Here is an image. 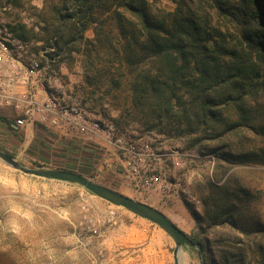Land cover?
<instances>
[{
    "label": "trees",
    "instance_id": "16d2710c",
    "mask_svg": "<svg viewBox=\"0 0 264 264\" xmlns=\"http://www.w3.org/2000/svg\"><path fill=\"white\" fill-rule=\"evenodd\" d=\"M8 1L22 6V0ZM174 2L172 12L154 13L149 0H44L36 9L40 34L26 24L11 29L22 40L42 42L44 62L54 71L84 57L89 85L103 79L107 87L124 89L130 105L126 119L146 134L206 151L216 157L217 168L264 165L259 146L264 135V0ZM214 12L228 18L229 25H217ZM0 121L8 122L13 133L20 131L13 120L0 116ZM40 129L39 135H49ZM66 143V166L58 169L88 178L98 149ZM72 161L82 162L81 168H70ZM251 199L250 190L227 180L211 185L203 217L191 213L204 236L217 227L264 236ZM190 238L202 245L205 264H264L263 245L253 251L238 248L244 242L231 241L235 248L215 252L207 237L209 245Z\"/></svg>",
    "mask_w": 264,
    "mask_h": 264
},
{
    "label": "rangeland",
    "instance_id": "374dc122",
    "mask_svg": "<svg viewBox=\"0 0 264 264\" xmlns=\"http://www.w3.org/2000/svg\"><path fill=\"white\" fill-rule=\"evenodd\" d=\"M149 1L154 13L172 12L176 6L174 0ZM43 2L22 0L19 8L11 5L6 12L11 27L26 24L40 34L36 9H41ZM214 21L229 25V19L217 12ZM88 37H92L91 32ZM86 65L84 57L76 56L53 73L58 77L61 96L100 122L104 133L82 134L75 123L66 130L34 124L13 133L8 122L0 121V149L26 166L58 169L66 166L63 156L67 141L80 148L93 145L98 152L88 178L94 182L160 210L194 239L206 243L207 237L215 252L230 247L231 241L244 242L238 248L253 251L264 246L261 234L246 237L229 227L212 228L205 237L191 213L194 210L203 217V201L210 195L211 185L230 180L251 191L250 202L264 224V165L217 168L216 157L206 151L188 149L184 142L166 136L146 134L141 125L126 119L129 94L107 87L103 79L89 85ZM37 125L49 135H39L41 127ZM116 138L135 146L144 155L146 170L156 167L171 189H146L137 178L129 177L126 156L116 146ZM259 146L264 149V135ZM82 154L89 156L85 151ZM74 162L70 168L80 169L82 162ZM222 239L230 243L221 245L218 241ZM174 249L173 240L150 221L78 185L26 176L0 162V264H174ZM180 264H203L202 256L186 247Z\"/></svg>",
    "mask_w": 264,
    "mask_h": 264
},
{
    "label": "built area",
    "instance_id": "2783aa9c",
    "mask_svg": "<svg viewBox=\"0 0 264 264\" xmlns=\"http://www.w3.org/2000/svg\"><path fill=\"white\" fill-rule=\"evenodd\" d=\"M10 8L8 0H0L1 117L13 120L16 129L34 124L63 129L75 123L82 134L104 133L106 130L100 122L79 104L69 103L61 96L58 77L44 62L46 52L41 49L42 44L22 40L14 34L6 16ZM115 142L124 151L129 177L137 178L146 189H171L156 167L146 170L144 155L135 146L122 138H116Z\"/></svg>",
    "mask_w": 264,
    "mask_h": 264
},
{
    "label": "water",
    "instance_id": "95a60500",
    "mask_svg": "<svg viewBox=\"0 0 264 264\" xmlns=\"http://www.w3.org/2000/svg\"><path fill=\"white\" fill-rule=\"evenodd\" d=\"M0 162L26 176L78 185L111 205L123 208L135 216L148 220L162 229L175 244V249L173 251L174 264H180L184 248L186 247L198 249L204 264L202 245L200 243H195L188 234L180 229L160 210L132 199L119 191L96 183L79 173L61 169L26 166L10 154L3 152L1 149Z\"/></svg>",
    "mask_w": 264,
    "mask_h": 264
},
{
    "label": "crops",
    "instance_id": "0c3cea01",
    "mask_svg": "<svg viewBox=\"0 0 264 264\" xmlns=\"http://www.w3.org/2000/svg\"><path fill=\"white\" fill-rule=\"evenodd\" d=\"M65 130L67 129V128H64Z\"/></svg>",
    "mask_w": 264,
    "mask_h": 264
}]
</instances>
